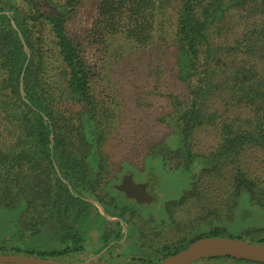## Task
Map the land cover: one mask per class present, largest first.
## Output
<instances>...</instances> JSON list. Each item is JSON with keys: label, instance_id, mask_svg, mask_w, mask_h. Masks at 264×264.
<instances>
[{"label": "rangeland", "instance_id": "374dc122", "mask_svg": "<svg viewBox=\"0 0 264 264\" xmlns=\"http://www.w3.org/2000/svg\"><path fill=\"white\" fill-rule=\"evenodd\" d=\"M36 1L44 13L54 11L48 0ZM110 1L114 0H74L68 14L71 36L85 43L86 55L91 65H96L99 79L93 81L95 92L102 101L116 104V120L104 129L110 134L104 138L106 161L95 175L94 192L82 194L88 209L81 215L72 208L57 213L53 201L38 194L45 193L46 182L54 178L46 163L36 169L26 164L21 171L15 170L22 182L18 195L21 200L9 210L0 206V254L46 253L47 256H42L48 258L54 251L77 247L69 234L80 236L82 249L72 251V248L55 259L139 264L134 260L138 256L152 262L163 260L210 227L221 228L223 237L241 235L249 242L264 241V231L248 233L251 228L247 229L239 221L242 212L250 221L248 225L253 220L254 227H264V147L247 145L241 156L223 162L225 166L219 172L205 169L210 166L209 157L223 141L224 126L254 129L258 117L264 119V109L237 105L228 91L217 89L207 110L212 115L210 121L197 129L191 139L189 149L194 157L188 161L179 155L177 128L170 115L176 113L179 105L185 108L193 90L200 85L197 77L178 78L177 25L184 0H153L147 12V20L153 26L152 36L145 45L134 43L123 33L116 35L112 42H100L98 35L108 34L109 28L103 24L99 7ZM16 2L21 10L28 11L24 0ZM250 8L232 13L225 27L219 24L218 34L215 32L211 39L232 46L242 31L264 28V12ZM128 15L131 11L126 7L120 17L124 20ZM38 23L42 26L41 21ZM122 23L125 25V21ZM44 32L47 38L43 44L46 48L53 47L48 29ZM107 46H111V52L105 58ZM241 57H236L235 63L241 62ZM222 78L220 75L217 81ZM9 125L0 122L3 150L18 143V135ZM238 168L252 181V196L248 192L237 196L233 177ZM129 171H134L138 179H153L152 190L158 196L156 203L131 205L133 208L129 210H124L122 205L116 207L117 202H126L112 185L119 183ZM174 183L180 187L177 193L171 191ZM69 186L71 194L77 195ZM250 209L254 212L252 219ZM222 261L239 263L232 258Z\"/></svg>", "mask_w": 264, "mask_h": 264}, {"label": "trees", "instance_id": "16d2710c", "mask_svg": "<svg viewBox=\"0 0 264 264\" xmlns=\"http://www.w3.org/2000/svg\"><path fill=\"white\" fill-rule=\"evenodd\" d=\"M24 2L28 11L21 10L16 0H0V122L11 124L18 135L16 145L12 143L7 150L0 147V206L9 210L21 200L18 195L22 182L15 170L21 171L26 164L36 169L46 163L54 178L46 182V192L38 194L53 201L57 213L72 208L81 215L88 209L82 194L94 192L95 175L106 161L104 138L110 134L104 129L116 120V104L102 101L95 92L93 81L99 79L96 65H91L85 43L70 34L68 14L74 0L63 3L48 0L54 10L49 14L38 7L36 0ZM152 3L153 0H114L103 4L99 13L109 33L99 34L100 42H112L116 35L123 33L136 44L148 43L153 26L147 20V12ZM126 7L131 15L123 20L120 14ZM250 7L264 12V0H184L177 25L178 78L197 77L200 85L193 90L185 103L187 106L182 108L178 104V110L170 117L177 128L175 137L180 149L176 152L188 161L194 157L189 149L191 139L212 117L207 110L217 89L228 91L237 105L264 109V28L242 31L232 46L211 39L215 32L218 34L219 24L225 27L232 13ZM45 28L53 38L51 48L43 44L47 38ZM215 28L218 29L213 31ZM107 47L105 58L111 52V46ZM240 56L241 62L235 63ZM220 75L224 78L217 81ZM262 120L259 116L254 129L224 126L223 141L209 157L210 166L205 169L219 172L225 166L223 162L241 156L247 145L264 147ZM233 178L237 196L243 192L252 196V181L243 171L238 168ZM70 184L77 195L71 194ZM174 185L171 191L177 193L180 187ZM115 205H122L124 210L134 207L118 202ZM241 215L242 212L241 224L252 229L248 233L264 231L263 226L254 227L256 221L251 220L253 223L248 225L249 219ZM253 217L250 209V218ZM222 231L210 227L173 253L199 238L220 236ZM234 238L243 239V236ZM75 240L80 244V236L75 235ZM259 243L264 244V241ZM80 249L75 247L72 251ZM27 255L44 257L42 255L48 254ZM60 255L54 251L48 258Z\"/></svg>", "mask_w": 264, "mask_h": 264}, {"label": "water", "instance_id": "95a60500", "mask_svg": "<svg viewBox=\"0 0 264 264\" xmlns=\"http://www.w3.org/2000/svg\"><path fill=\"white\" fill-rule=\"evenodd\" d=\"M149 182L137 183L133 173L124 176L114 187L135 199L138 204H150L156 197L147 191ZM264 264V244L244 239L223 236H206L190 243L186 248L163 260L145 264H193L204 259L227 258ZM0 264H129L109 260L88 259L83 261H61L52 258L22 254H0Z\"/></svg>", "mask_w": 264, "mask_h": 264}, {"label": "flooded vegetation", "instance_id": "af4514ba", "mask_svg": "<svg viewBox=\"0 0 264 264\" xmlns=\"http://www.w3.org/2000/svg\"><path fill=\"white\" fill-rule=\"evenodd\" d=\"M130 173H133V178H134V181L135 182H137V183H145V182H149V185H148V188H147V191L150 193V194H152L153 196H155L156 197V200H154L152 203H150V204H147V203H144V204H138L137 202H136V200L135 199H132V198H128L126 195H125V193H123V192H120L119 190H117L115 187V189L118 191V193H119V195H122L123 197H124V201L126 202V205L127 204H130V205H133V206H144V205H152V204H154V203H156L157 201H158V196L154 193V191L152 190V182H153V179L151 178V177H149L147 180H141V179H138L137 178V175H136V173L134 172V171H129L126 175H128V174H130ZM126 175H124V176H126ZM124 176H123V178H124ZM123 178L121 179V181L119 182V183H121L122 182V180H123ZM116 184H118V183H116ZM115 185V184H114ZM113 185V186H114ZM60 228V227H59ZM66 228V230H70L71 231V228L70 227H65ZM75 229L77 228L76 226L74 227ZM67 235V234H66ZM68 237L71 239V241L72 242H74L75 243V235L74 236H71V235H69L68 234ZM68 237H66V238H68ZM68 238V239H69ZM80 240H81V238H80ZM82 241L83 240H81V243H82ZM80 243V244H81ZM80 244H77V247L78 248H81L82 249V246L83 245H80ZM76 245V244H75ZM69 248L68 249H66V251H57V252H60L61 253V255H63L65 252L66 253H68V252H71V249L72 248H75L74 246L73 247H70V246H68ZM60 255V256H61ZM134 260H136L137 262H140L139 264H145V263H142V261L143 260H146V263H149V262H147V260H149V259H146V258H144L143 256H138L137 258H135ZM121 263H125V262H121Z\"/></svg>", "mask_w": 264, "mask_h": 264}, {"label": "crops", "instance_id": "0c3cea01", "mask_svg": "<svg viewBox=\"0 0 264 264\" xmlns=\"http://www.w3.org/2000/svg\"><path fill=\"white\" fill-rule=\"evenodd\" d=\"M222 260H229V258L204 259L193 264H227L225 263V261ZM238 262H239L238 264H260L249 261H238Z\"/></svg>", "mask_w": 264, "mask_h": 264}]
</instances>
